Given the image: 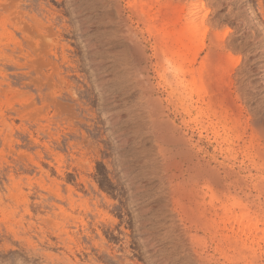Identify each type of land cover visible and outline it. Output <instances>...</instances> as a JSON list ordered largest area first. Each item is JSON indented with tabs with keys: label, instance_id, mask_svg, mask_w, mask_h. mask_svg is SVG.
Listing matches in <instances>:
<instances>
[{
	"label": "rangeland",
	"instance_id": "rangeland-1",
	"mask_svg": "<svg viewBox=\"0 0 264 264\" xmlns=\"http://www.w3.org/2000/svg\"><path fill=\"white\" fill-rule=\"evenodd\" d=\"M71 1L0 0V264H264V0Z\"/></svg>",
	"mask_w": 264,
	"mask_h": 264
},
{
	"label": "bare ground",
	"instance_id": "bare-ground-1",
	"mask_svg": "<svg viewBox=\"0 0 264 264\" xmlns=\"http://www.w3.org/2000/svg\"><path fill=\"white\" fill-rule=\"evenodd\" d=\"M76 0H72L71 1V5L73 6V9L75 10H80V9H95L96 8V4H99V8H105V5H107L109 0H90L89 2L87 1H76ZM98 8V7H97ZM109 36H111L110 34H107ZM177 69H179V67H177ZM227 201V200H226ZM225 203V202H224ZM241 201L239 202L238 200L235 199H230L229 200V205H227V210H229L231 207H234L236 205H240ZM242 204V203H241ZM225 205V204H224ZM242 206V205H241ZM243 207H240V209ZM241 217V219H246L249 217V212L248 210H243V212L240 213L239 215ZM121 261V260H120Z\"/></svg>",
	"mask_w": 264,
	"mask_h": 264
}]
</instances>
